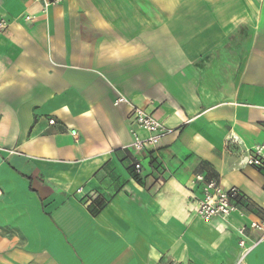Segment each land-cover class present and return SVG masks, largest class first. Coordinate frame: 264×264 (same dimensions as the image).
Listing matches in <instances>:
<instances>
[{"label":"crops","instance_id":"obj_1","mask_svg":"<svg viewBox=\"0 0 264 264\" xmlns=\"http://www.w3.org/2000/svg\"><path fill=\"white\" fill-rule=\"evenodd\" d=\"M2 22L0 264H264L238 233L264 220L242 163L264 145V0H1ZM119 97L177 132L135 154ZM197 174L247 216L199 219Z\"/></svg>","mask_w":264,"mask_h":264},{"label":"built area","instance_id":"obj_2","mask_svg":"<svg viewBox=\"0 0 264 264\" xmlns=\"http://www.w3.org/2000/svg\"><path fill=\"white\" fill-rule=\"evenodd\" d=\"M42 2L44 9L60 4L63 0H37ZM1 2V0H0ZM33 17L26 16L25 21L32 22ZM5 24L2 22L0 27ZM126 104L131 108L129 132L132 137V143L129 145L137 155H143L148 151L156 149L162 141L174 135L177 130L166 127L154 112L141 108L129 102L124 97H119L114 105ZM54 125L55 121H49ZM144 135H142V134ZM71 135L77 138V132L73 130ZM234 137L228 139L227 145L238 144ZM1 150V149H0ZM245 166L258 168L264 171V145H256L249 149L242 161ZM134 170L137 175L142 172V165L139 161L134 164ZM192 186L200 192V196L195 197L196 216L204 222H211L215 219L227 221L234 214L244 218L250 208V203L238 188L224 189L216 181L208 180L203 174L195 175ZM2 191L0 190V195ZM257 234L255 239L250 240L248 233ZM240 235L239 247L242 250V261L259 245L264 243V220H253L248 225L238 228Z\"/></svg>","mask_w":264,"mask_h":264}]
</instances>
